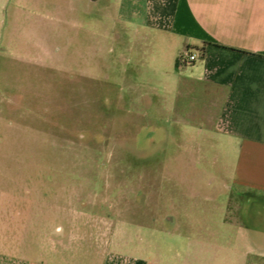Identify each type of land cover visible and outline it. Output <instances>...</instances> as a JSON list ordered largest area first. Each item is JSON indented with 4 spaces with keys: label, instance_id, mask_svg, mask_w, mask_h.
I'll use <instances>...</instances> for the list:
<instances>
[{
    "label": "rangeland",
    "instance_id": "obj_1",
    "mask_svg": "<svg viewBox=\"0 0 264 264\" xmlns=\"http://www.w3.org/2000/svg\"><path fill=\"white\" fill-rule=\"evenodd\" d=\"M129 13L130 0H5L0 255L90 264L88 237L155 253L193 219L260 220V198L230 190L223 153L198 142L201 104L136 45Z\"/></svg>",
    "mask_w": 264,
    "mask_h": 264
},
{
    "label": "crops",
    "instance_id": "obj_2",
    "mask_svg": "<svg viewBox=\"0 0 264 264\" xmlns=\"http://www.w3.org/2000/svg\"><path fill=\"white\" fill-rule=\"evenodd\" d=\"M129 18L136 45L166 59L177 94L201 104L195 134L230 160L223 162L230 190L253 194L264 207V0H130ZM186 48L197 57L180 66ZM218 219H193V232H178L176 244L155 253H125L115 234L80 241L95 240L90 264H264V212L256 222ZM0 264L28 263L0 255Z\"/></svg>",
    "mask_w": 264,
    "mask_h": 264
},
{
    "label": "built area",
    "instance_id": "obj_3",
    "mask_svg": "<svg viewBox=\"0 0 264 264\" xmlns=\"http://www.w3.org/2000/svg\"><path fill=\"white\" fill-rule=\"evenodd\" d=\"M197 55L193 52H191L188 48L184 49L179 57H178V64L180 66H186L194 62Z\"/></svg>",
    "mask_w": 264,
    "mask_h": 264
}]
</instances>
